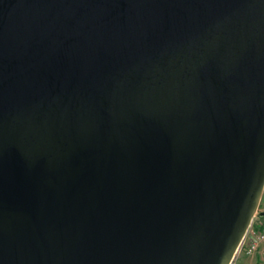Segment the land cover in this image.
Wrapping results in <instances>:
<instances>
[{
    "label": "water",
    "instance_id": "obj_1",
    "mask_svg": "<svg viewBox=\"0 0 264 264\" xmlns=\"http://www.w3.org/2000/svg\"><path fill=\"white\" fill-rule=\"evenodd\" d=\"M263 193L264 0H0V264H234Z\"/></svg>",
    "mask_w": 264,
    "mask_h": 264
},
{
    "label": "built area",
    "instance_id": "obj_2",
    "mask_svg": "<svg viewBox=\"0 0 264 264\" xmlns=\"http://www.w3.org/2000/svg\"><path fill=\"white\" fill-rule=\"evenodd\" d=\"M254 222H256V224H254ZM239 255H245L246 257L259 255L264 258V217L259 215L252 221L251 226L238 248L235 261Z\"/></svg>",
    "mask_w": 264,
    "mask_h": 264
},
{
    "label": "rangeland",
    "instance_id": "obj_3",
    "mask_svg": "<svg viewBox=\"0 0 264 264\" xmlns=\"http://www.w3.org/2000/svg\"><path fill=\"white\" fill-rule=\"evenodd\" d=\"M261 212H264V193H263V196H262V201H261V204H260V208H259V212L257 213L256 215V218L257 216H259V214ZM257 222V221H256ZM256 222H254V224H256ZM251 261H253L252 258H247L245 255H239L235 261V264H250Z\"/></svg>",
    "mask_w": 264,
    "mask_h": 264
},
{
    "label": "crops",
    "instance_id": "obj_4",
    "mask_svg": "<svg viewBox=\"0 0 264 264\" xmlns=\"http://www.w3.org/2000/svg\"><path fill=\"white\" fill-rule=\"evenodd\" d=\"M247 258H252L253 259V261H251L250 264H264V258L260 257L259 255L252 256V257H247Z\"/></svg>",
    "mask_w": 264,
    "mask_h": 264
}]
</instances>
